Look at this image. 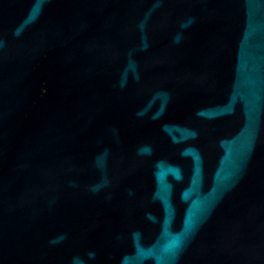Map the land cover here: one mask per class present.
<instances>
[{
    "label": "water",
    "instance_id": "1",
    "mask_svg": "<svg viewBox=\"0 0 264 264\" xmlns=\"http://www.w3.org/2000/svg\"><path fill=\"white\" fill-rule=\"evenodd\" d=\"M0 264H264V0H0Z\"/></svg>",
    "mask_w": 264,
    "mask_h": 264
}]
</instances>
